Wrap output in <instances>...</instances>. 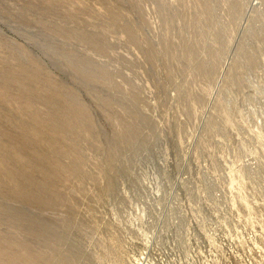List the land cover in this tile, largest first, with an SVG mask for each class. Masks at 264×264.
I'll return each mask as SVG.
<instances>
[{"label": "rangeland", "instance_id": "374dc122", "mask_svg": "<svg viewBox=\"0 0 264 264\" xmlns=\"http://www.w3.org/2000/svg\"><path fill=\"white\" fill-rule=\"evenodd\" d=\"M141 258L264 264V0H0V264Z\"/></svg>", "mask_w": 264, "mask_h": 264}, {"label": "bare ground", "instance_id": "6f19581e", "mask_svg": "<svg viewBox=\"0 0 264 264\" xmlns=\"http://www.w3.org/2000/svg\"><path fill=\"white\" fill-rule=\"evenodd\" d=\"M140 260H142V258L139 259V261H137L138 263L136 262V264H149V262H143V261H140Z\"/></svg>", "mask_w": 264, "mask_h": 264}]
</instances>
